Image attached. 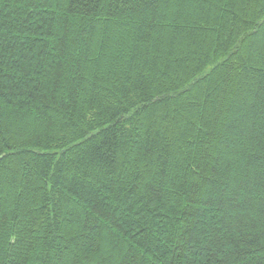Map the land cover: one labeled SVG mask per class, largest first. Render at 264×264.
I'll return each instance as SVG.
<instances>
[{"label": "trees", "instance_id": "16d2710c", "mask_svg": "<svg viewBox=\"0 0 264 264\" xmlns=\"http://www.w3.org/2000/svg\"><path fill=\"white\" fill-rule=\"evenodd\" d=\"M0 264H264V0H0Z\"/></svg>", "mask_w": 264, "mask_h": 264}, {"label": "snow or ice", "instance_id": "6c2138e0", "mask_svg": "<svg viewBox=\"0 0 264 264\" xmlns=\"http://www.w3.org/2000/svg\"><path fill=\"white\" fill-rule=\"evenodd\" d=\"M126 2H128V3H131V2H132V0H126Z\"/></svg>", "mask_w": 264, "mask_h": 264}]
</instances>
